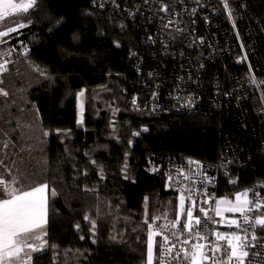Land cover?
<instances>
[{"label":"trees","instance_id":"1","mask_svg":"<svg viewBox=\"0 0 264 264\" xmlns=\"http://www.w3.org/2000/svg\"><path fill=\"white\" fill-rule=\"evenodd\" d=\"M206 1L216 10L208 27L200 21L197 26L186 23L182 34H172L175 40L168 34L158 38L152 19L156 12L142 0H116L119 8L109 3L100 9L93 0H37L29 14L17 15L21 22L33 23L10 33L0 46V53H14V63L0 79V88L8 92L0 94V141L9 136L17 148L43 155L41 166L21 152L14 164L24 190L48 184V244L31 264H146L148 225L160 217L167 199H177L166 176L186 158L212 166L222 158L233 161L221 164L220 198L264 182V87H248V65L235 62L245 48L256 79L264 81V0H229L235 29L222 0ZM121 22L127 26L123 31ZM74 32L78 41L72 40ZM195 32L208 35L212 49L190 51ZM148 35L156 42H149ZM164 44L171 45L167 51ZM34 65L52 79L41 77ZM187 67L201 73L197 84L186 83L202 99L197 110H132L133 94L146 97L155 89L163 94L186 76ZM150 72L157 75L150 77ZM82 88L83 123L77 125L75 93ZM218 90L221 108L211 103ZM142 125L150 131L133 137ZM56 129L70 131L58 135ZM85 152L104 166V179ZM125 152L128 179L121 170ZM85 186L95 191H85ZM85 215L96 220L95 233ZM258 232L264 239V232Z\"/></svg>","mask_w":264,"mask_h":264},{"label":"snow or ice","instance_id":"2","mask_svg":"<svg viewBox=\"0 0 264 264\" xmlns=\"http://www.w3.org/2000/svg\"><path fill=\"white\" fill-rule=\"evenodd\" d=\"M96 0H93L95 4ZM144 4H150V0H143ZM183 3V0H179ZM199 0H197V3ZM113 5L119 8L120 5L116 0H112ZM157 13L175 12V3L173 0H156ZM223 8L227 11L229 20H232L233 27H236L235 20L233 19V9L230 7L229 0H222ZM244 5L238 4L237 7H243ZM38 7L37 0H0V20L9 16L10 14L25 13L29 14L30 10ZM99 7L103 8V3L99 4ZM151 10V8H150ZM139 11V8H137ZM196 10L193 9V12ZM88 14H91L90 12ZM136 13L131 10L128 11V16L135 19ZM178 15V13H177ZM161 20V32L167 30L173 21L168 19L165 23V17L160 15ZM63 18L56 20L57 25H61ZM31 19H27L25 22L16 23L14 27H7L4 30H0V38L9 36L10 33L16 32L18 29L23 28L26 24H32ZM195 23V21H192ZM126 24L119 23L121 31L126 29ZM52 29H49L51 31ZM181 29H177V32H181ZM175 40V36L171 32L168 33ZM239 37V33H237ZM80 39L79 33L74 32L72 34V40L78 41ZM146 39L149 42L155 43L153 36L148 35ZM167 39V37H165ZM201 44L204 43V37H196ZM194 42V41H193ZM6 43L5 40L0 39V44ZM22 44V42H21ZM113 44L116 47H120L119 40H113ZM165 51H167L170 44H164ZM24 47L25 53L28 49ZM243 47V45H241ZM11 49L7 50L4 55L11 56ZM130 56H135L136 53L130 51ZM9 64L8 59H4L0 63V74L4 73ZM35 70L41 77L47 80H51L52 76L49 72L41 68L39 65H34ZM204 65L200 64V68ZM251 70V65H249ZM119 75V74H118ZM150 77L157 75L150 72ZM183 81L184 77H178ZM188 79L191 81L192 77L189 73ZM255 81H253L254 83ZM0 83H3L0 80ZM181 90L180 84L176 85L175 91L179 93ZM0 94L4 96L8 95V92L3 88H0ZM85 89H80L75 93L77 99V107L79 109L77 113V125L83 123V102ZM227 94V93H225ZM153 96L157 93L153 92ZM171 95V93H170ZM178 99H183L177 97ZM133 106H136L135 98L133 99ZM182 108L193 109L196 107V98L194 93H188L187 99H184ZM155 111V109H152ZM115 131V125H113ZM70 130L56 129L55 132L60 134H67ZM150 129L146 125H142L140 130L132 131L133 137H139L142 133H148ZM44 136H48L49 132L45 130ZM119 139V137H117ZM133 140L129 139L128 144L132 145ZM4 147L7 148L8 144L5 143ZM98 147H107V145H99ZM85 156L89 157V163L96 166L100 178L104 179L105 168L102 164H99L97 160L91 159L90 153L85 152ZM129 153L124 154V164L122 166V172L125 173L124 179H128V160ZM233 161L222 158V166L232 163ZM3 161H0L2 164ZM188 164L191 166L196 165L198 174L203 177L207 182L211 183L215 179L208 176L207 172L203 170V165L199 160H192L188 158ZM76 167V165H74ZM10 171V170H9ZM152 171H156L153 168ZM88 170L85 168L82 175L88 176ZM227 174V173H226ZM179 176L183 177V180H188L190 177L184 172L183 169L179 170ZM168 179L171 181L172 177ZM235 180H229V183L235 184ZM22 181L19 178L13 177L11 179L0 178V264H30L34 260L32 253L41 252L48 244V241L44 239L47 236L45 225L47 224V196L46 190L48 189L47 183H41L37 186L31 187L28 190H24L19 185ZM260 187L264 189V183H261ZM85 191H95V189H89L85 186ZM188 194L185 195V189L181 187L179 197V212L176 214L175 220L170 221L164 225L154 227L153 224L148 225L147 236V261L146 264H154V237L162 236L163 243L159 245V264H167V257L172 256L173 259L183 261L184 264H264V256L260 252L253 251L257 244L260 242L261 237H258L257 232H264V196L260 191H256L255 188H246L242 191H238L234 195V199L228 197H221L215 200V216L220 217V220H215L209 216V209L200 206L199 212L203 214L204 222L202 224L201 215L194 214V209L197 206V201L193 199L191 189L187 190ZM51 195H57L55 188L51 189ZM211 196L204 201L208 203L211 200ZM147 200V197L145 198ZM186 199L191 202V206L185 208ZM181 213L185 214L186 219L183 224L181 221ZM225 213L236 214L239 213L242 219L231 218L225 216ZM85 220L90 221L92 231L95 233L97 222L91 219L90 216L85 215ZM212 220L215 224L224 223L229 228L235 230L221 232L213 231L211 235L215 237V241L210 239L209 232L207 230V223ZM79 229L80 225H76ZM80 239H84L83 236ZM221 241L226 242V249L219 243ZM95 242V241H94ZM179 244V247H177ZM51 247L55 248V245ZM27 250V251H26ZM79 251V250H77Z\"/></svg>","mask_w":264,"mask_h":264},{"label":"built area","instance_id":"3","mask_svg":"<svg viewBox=\"0 0 264 264\" xmlns=\"http://www.w3.org/2000/svg\"><path fill=\"white\" fill-rule=\"evenodd\" d=\"M173 2H176L175 12H168V13H157L156 0H150V4H147L148 5L147 7L152 9L151 11L155 10V12L157 13V14L156 13L152 14L153 15L152 19H154L157 22L156 35L158 36L159 39H163L164 36L167 35L169 32H171L172 34H177V35L182 34L184 30L186 29V23H191V24H194V26H197L198 21H200V22H205V24L208 27V24L210 23V20L208 19L209 15L211 14L213 15L216 13V10L214 8H209L206 0H199L198 3H197V0H183V3H180L179 0H173ZM100 3H103L105 7L108 6L109 3L110 5L113 4L111 0H96L94 5L98 9H100L101 8L99 7ZM221 5L223 6L222 2H221ZM193 9H195L196 11L193 12ZM126 10L129 11L131 9L128 8ZM225 12L227 14L226 10ZM160 15H163L165 17V21H164L165 23L167 22L168 19H171L174 22L173 25H171L164 32H161V20L159 18ZM192 21H195V23H192ZM228 23L230 27L234 28L232 20H229ZM177 29H181L182 31L177 32ZM207 36L208 35L197 34V32H195L188 42V44H190L189 50L193 51L197 49V52H199L205 49H210L213 42H212V39L207 38ZM196 37H204V43L201 44L198 39H195ZM22 51L23 52L25 51L24 48L22 49ZM4 59L9 60V64L6 66V69L8 70L10 66L14 63V53L12 52L11 56H5L4 53H0V63H2ZM235 62L237 64H242L243 62H246L249 68L250 61H249L248 54L245 48H242V55L237 56L235 58ZM193 65H195V63H193ZM186 70L187 71H186V76L184 77V80L181 81L178 79L176 83V85L180 84V87H181V90L179 91V93L175 91V88H176L175 86L173 89L166 91L163 94L161 93L160 89H155L146 97H142L141 95H138V94H133L129 102V105L132 108V110L136 112L143 111V112L160 113V114L193 112L197 110V107L200 106L202 99L191 88H189L186 83L191 84V85L197 84V79L200 77L201 73L200 72L194 73L192 67H187ZM189 73L191 74V77H192L191 81L188 79ZM2 75L3 73L0 74V79ZM245 81L248 87L254 86L256 87L257 90L261 89L262 86L264 87V81L262 80L258 81L256 79L255 73L252 67L250 70V77L246 79ZM253 81L255 82L253 83ZM200 82H201V78H200ZM153 92L157 93V95L153 96L152 95ZM188 93L195 94L196 107L193 109H187V108L181 107V105L184 103V99H187ZM218 93H219V90L218 92L216 91L215 96L211 99V103L213 104V107L215 108H221L220 97L218 96ZM178 96L183 99H178L177 98ZM259 97L263 100L262 98L263 96L261 93ZM134 98L136 101V106H133ZM152 109H155V111H152ZM192 160H199V159L192 158ZM199 161H201L203 165V170L207 172L208 176L215 178L213 182L209 183L203 177H201L197 172L196 165L193 164L190 166L188 164V158H186L184 160L174 163V165L171 167L169 173L166 176V186L177 197L178 201L180 197L181 187L185 189L186 196L188 194L187 190L191 189L192 197L193 199L197 201V206L194 209V214L201 215L202 224H203L204 217H203V214L199 212L200 206H204L208 208L209 216L212 217L213 219L217 221L221 219L220 217L215 216L214 208H215V200L220 199L218 191H219V186H220V168H221L222 161L215 166L209 165L202 160H199ZM180 169H183L184 172L189 175L190 178L188 180L185 181L183 180L182 176L178 175ZM169 176L172 177L171 181L168 179ZM260 185L261 183L252 185L248 188L249 189L255 188L256 191H260L261 195L264 196V189H262ZM208 196H211L212 198L211 200L208 201V203L205 204L204 201L208 198ZM189 206H191V202L186 199L185 208ZM177 213L178 211L176 210V214ZM176 214L171 219H163L161 217L155 218L150 222V224H153L154 227L164 225L170 221H174ZM225 216L231 217V218L242 219L239 213H236V214L225 213ZM185 219H186L185 214L181 213L180 223L183 224ZM207 230L209 232L210 239L215 241V237L211 235V232L216 231V230L221 231V232H227V231H232L235 229L229 228L227 224H224V223L215 224L212 222V220H209L207 223ZM257 235L258 237H261V239H260V242L257 244L256 248L253 249V251L260 252L261 255L264 256V239L259 234V232H257ZM156 237L158 238V246H159L160 244L163 243V239H162V236H156ZM219 243L222 245V247L226 249V242L221 241ZM177 247H179V244H177ZM158 264H159V258H158ZM167 264H184V262L173 259L172 256H169L167 257Z\"/></svg>","mask_w":264,"mask_h":264},{"label":"rangeland","instance_id":"4","mask_svg":"<svg viewBox=\"0 0 264 264\" xmlns=\"http://www.w3.org/2000/svg\"><path fill=\"white\" fill-rule=\"evenodd\" d=\"M16 2L19 3L21 2V0H16ZM18 14L20 13L10 14L4 19L0 20V30H4L7 27H14L16 23H20L21 21L19 17H17ZM0 39L4 40L6 38L4 37ZM84 100H85V94L84 97L82 98V102H83L82 116L84 114ZM5 143L8 144L7 148L4 147ZM20 152L23 155L30 157L33 160V162L36 163L38 166H41L43 155L40 152H35V151L32 152L30 150L19 149L13 143L10 142L9 136H3L0 141V160L3 161V163L0 164V178L11 179L13 177H16L21 179V176L17 177L14 174L16 172L15 171L16 167L14 164L16 163L17 161L16 158ZM234 195L228 196V198L234 199ZM179 203L180 202L173 197L167 199L162 204V211L159 216L163 219H171L172 217H174L173 216L174 207H176V210L179 212ZM158 258H159L158 238L154 237V264H158Z\"/></svg>","mask_w":264,"mask_h":264},{"label":"crops","instance_id":"5","mask_svg":"<svg viewBox=\"0 0 264 264\" xmlns=\"http://www.w3.org/2000/svg\"><path fill=\"white\" fill-rule=\"evenodd\" d=\"M4 38V37H3ZM6 41V40H5ZM0 46H1V44H0ZM46 196H47V221H48V201H49V191H48V189L46 190ZM45 227V229H46V231H47V224L44 226ZM44 239H46V237H44ZM46 247H47V245L44 247V249L42 250V251H44L45 249H46ZM27 251V250H26ZM41 251V252H42ZM40 253V252H39ZM36 254H38V253H32V255L34 256V255H36ZM30 264H31V262H30Z\"/></svg>","mask_w":264,"mask_h":264}]
</instances>
